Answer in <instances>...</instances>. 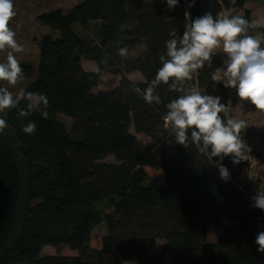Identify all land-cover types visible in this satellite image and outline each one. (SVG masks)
Listing matches in <instances>:
<instances>
[{
    "label": "trees",
    "instance_id": "1",
    "mask_svg": "<svg viewBox=\"0 0 264 264\" xmlns=\"http://www.w3.org/2000/svg\"><path fill=\"white\" fill-rule=\"evenodd\" d=\"M143 1L166 4L82 0L67 13L55 9L36 18L59 37L45 35L38 41L37 78L25 91L46 95L49 115L43 119L35 111L22 118L18 109H11L3 117L8 127L0 134V264H103L104 254L113 264H264V253L255 244L258 215L233 182L245 161L234 165L230 156L209 159L192 143V129L187 146L175 141L162 117L166 104L184 92L160 84L154 95L162 103L149 105L136 91L142 93L154 79L171 32L179 40L191 20L206 12L215 18L224 8L251 22L253 10L245 6L249 0H195L191 7L192 0H178L173 12L148 10ZM74 23L86 32L93 25L96 41L75 35ZM251 31L263 29L257 24ZM141 45L136 58L117 55L121 47L129 53ZM82 60L94 63L97 71L84 70ZM219 66L211 55L183 87L196 85L202 95L214 96L211 75ZM21 67L23 79H30L31 66ZM132 72L144 81H130L126 76ZM107 74L121 77L118 86L95 91ZM219 88L227 97L229 88ZM25 104L21 101L19 107ZM58 115L71 120L69 129ZM120 118H131L134 131L149 142L139 141ZM29 120L37 122L32 135L22 132ZM170 137L155 163L153 152ZM241 138L247 137L241 132ZM105 154L115 162H101ZM221 165L229 170L227 181L219 176ZM145 167L160 174L150 179ZM100 225L105 234L97 250L90 240ZM209 226L218 229L214 242L208 241ZM158 239L164 241L160 249ZM44 247L57 252L67 248L76 255L42 256Z\"/></svg>",
    "mask_w": 264,
    "mask_h": 264
},
{
    "label": "clouds",
    "instance_id": "2",
    "mask_svg": "<svg viewBox=\"0 0 264 264\" xmlns=\"http://www.w3.org/2000/svg\"><path fill=\"white\" fill-rule=\"evenodd\" d=\"M194 2L192 0L189 7ZM166 4L174 9L178 0H166ZM188 15L185 13V16ZM15 16L13 0H0V52L6 53V60L0 62V82L12 87L20 84L24 78L16 54L26 51L24 45L17 42L16 32L10 27ZM256 27V21L250 22L242 16L218 15L214 18L210 12H206L185 25L179 40L176 31L170 33L171 38L165 42V54L159 57L161 67L157 69L154 79L147 83L142 93L139 88L136 91L149 105L162 103L161 97L154 95L160 84L168 85L170 91L184 92L166 104L167 112L162 117L163 127L175 134L178 144L187 146V132L192 129V143L200 153H207L209 159L230 156L234 165L247 159L245 150L250 152V148L241 138L246 121L232 118L225 121L221 113L227 114L229 108L221 103L219 96L202 95L198 86L185 89L183 85L198 75L215 50L221 49L228 57L226 69L222 74L218 70L211 75V79H223L226 87L236 89L241 102H250L256 111L264 114V47H261L264 34H249V29ZM127 54L126 46L117 51L122 58ZM102 63L106 64L107 61ZM21 101L26 102L23 108L19 107ZM48 106L49 100L44 94L20 88L14 96L9 87L0 86V112L18 109L19 116L24 118L39 111L41 117L47 119ZM7 127V121L0 118V134ZM36 130L37 122L33 120L22 127L26 135H32ZM219 176L224 181L229 180L228 168L221 165ZM251 199L253 207L264 211V190H259ZM255 244L258 246L257 252L264 253V231L257 233Z\"/></svg>",
    "mask_w": 264,
    "mask_h": 264
},
{
    "label": "rangeland",
    "instance_id": "3",
    "mask_svg": "<svg viewBox=\"0 0 264 264\" xmlns=\"http://www.w3.org/2000/svg\"><path fill=\"white\" fill-rule=\"evenodd\" d=\"M82 0H13L14 9L16 11V16L13 18V20L10 22V27L13 31L16 32V40L18 43L23 44L26 51L24 53H17L16 58L21 64H28L33 69V75L30 79H23L20 84H18L15 87L8 86L4 84L3 86L9 87V90L13 93L15 96L16 93L19 91L20 88H26V86L33 82L37 78V68L40 60V50L38 41L45 35H50L53 39H57L58 33L55 31L50 30L47 27L41 26L37 23L36 18L43 14L50 12L55 9H61L64 13H67L72 7L80 3ZM142 4L148 9V10H163L167 12H173L174 9H170L167 4H162L159 1H143ZM247 9H252L253 17L252 19L256 21L257 23L259 21H264V0H249L248 3L245 5ZM19 25V27H17ZM72 32L77 35L79 38H85L86 35H90L91 39H93V42H95V36H94V26L92 25L88 32L85 31V29L79 24L74 23L71 27ZM143 45L134 48L132 51H130L125 58L132 59L140 56L143 52ZM6 60V53L0 52V62H4ZM83 68L88 71H97V67L94 63L82 60ZM135 73H129L127 74V78H131V81L134 83L136 80V77L134 75ZM121 77L120 76H114L111 74H107L105 77H103L100 81L99 86L95 89V91H111L115 89L119 82ZM230 92H234L236 94V89L232 87V90ZM233 95V94H232ZM5 112H0V118H3L6 115ZM225 116L226 119H229L230 117H244L245 113H240L236 110L228 111L227 114L221 113ZM57 119L65 124V126L69 129L71 120L62 116L58 115ZM119 123H125L129 124L130 126V132L133 134L139 141H141L143 144H147L149 142V139L145 137L143 134H138L134 131L133 124L131 118H120L118 120ZM174 134V133H173ZM171 140V137L168 138L161 147L157 148L153 152V161L156 163H159L161 160V148ZM101 162L104 163H114L115 160L112 156L109 155H103L101 158ZM143 171L145 174L150 178L154 179L157 172H159L156 168L151 167H145L143 168ZM160 173V172H159ZM224 225H230L229 221L224 220ZM105 234V226L100 225L97 226L92 233V237L90 240V245L92 248H94L96 245L101 247V239L103 235ZM218 235V229L215 226H209L208 227V241L214 242ZM164 244V241L162 239H158L156 242V246L158 249L161 248V246ZM62 255V256H75L76 252H73L67 248H64L61 252H57L52 247H44V249L41 252L42 256L45 255ZM103 264H113L112 258L109 254H104L102 257ZM125 263V262H124ZM125 264H136L135 262L132 263H125Z\"/></svg>",
    "mask_w": 264,
    "mask_h": 264
},
{
    "label": "built area",
    "instance_id": "4",
    "mask_svg": "<svg viewBox=\"0 0 264 264\" xmlns=\"http://www.w3.org/2000/svg\"><path fill=\"white\" fill-rule=\"evenodd\" d=\"M220 15H230V16H236L234 10L232 8L229 9H223ZM263 31L260 32V34H264V25H259ZM261 47H264V43L261 44ZM216 56L220 60V66L213 71V74L216 73L218 70L222 72L226 69V62L228 60V57L221 49L215 50V52L212 54ZM196 76V75H195ZM216 84V87L213 91L214 96H219L221 98V103L225 104L229 111L236 110L240 113H245L246 111L250 110L252 108V104L248 101L241 102L239 100V97H237L234 101V96L236 94L234 92H230L232 90V87H226L225 82L222 79L221 81H214ZM220 86L229 88V93L227 97H224L221 95V89ZM233 94V95H232ZM232 119L239 120L240 117H230ZM248 147H250V143L248 138L242 139ZM247 159L245 161V167L242 172V174L237 178L234 179V185L235 187L246 197L248 201V208L255 212L258 215V219L256 222V225L254 229L257 233L264 231V211L253 207V201L251 197L255 196L259 190H263L260 188L258 184L259 179V169L261 167L264 168V160L260 159L254 155H252L247 149L245 150Z\"/></svg>",
    "mask_w": 264,
    "mask_h": 264
},
{
    "label": "crops",
    "instance_id": "5",
    "mask_svg": "<svg viewBox=\"0 0 264 264\" xmlns=\"http://www.w3.org/2000/svg\"><path fill=\"white\" fill-rule=\"evenodd\" d=\"M262 22L264 21H259L257 24L260 25L262 24ZM95 69L96 68H94V71H91V72H96ZM134 73L136 77V80L134 81V83H141L144 81L140 73L138 72H134ZM129 80L131 81V78ZM237 97H238L237 95L234 96L233 98L234 101ZM241 119L245 120L247 124L246 128L242 130V133L244 136L248 138V140L251 143L249 147L250 152L253 155L264 158V114H261L258 111H256L255 106L252 105V108L246 111L244 117H242ZM159 174L160 173L157 172L154 178H156ZM259 184H260V187L264 190V169H261V173L259 177ZM94 249L101 250V247L96 245ZM125 263H132V262H125ZM125 263H122V264H125Z\"/></svg>",
    "mask_w": 264,
    "mask_h": 264
},
{
    "label": "bare ground",
    "instance_id": "6",
    "mask_svg": "<svg viewBox=\"0 0 264 264\" xmlns=\"http://www.w3.org/2000/svg\"><path fill=\"white\" fill-rule=\"evenodd\" d=\"M251 33L252 34H256L255 32H253V31H251ZM249 143H250V141H249ZM251 144V143H250ZM251 153V152H250ZM252 154V153H251ZM253 155V154H252ZM254 156H256V155H254ZM256 157H258V158H260V159H263L264 160V158H261V157H259V156H256ZM261 169H264L263 167H261L260 169H259V177H260V173H261ZM237 179V178H236ZM258 184H259V179H258ZM259 186H260V184H259ZM261 188V187H260ZM257 219H258V217H257Z\"/></svg>",
    "mask_w": 264,
    "mask_h": 264
}]
</instances>
